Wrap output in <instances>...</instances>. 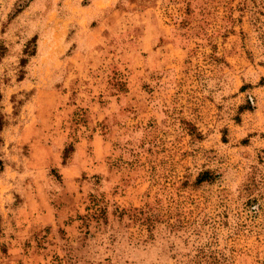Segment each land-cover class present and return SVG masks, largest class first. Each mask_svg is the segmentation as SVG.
<instances>
[{
    "label": "rangeland",
    "instance_id": "1",
    "mask_svg": "<svg viewBox=\"0 0 264 264\" xmlns=\"http://www.w3.org/2000/svg\"><path fill=\"white\" fill-rule=\"evenodd\" d=\"M0 264H264V0H0Z\"/></svg>",
    "mask_w": 264,
    "mask_h": 264
},
{
    "label": "trees",
    "instance_id": "2",
    "mask_svg": "<svg viewBox=\"0 0 264 264\" xmlns=\"http://www.w3.org/2000/svg\"><path fill=\"white\" fill-rule=\"evenodd\" d=\"M1 100H2V93H1V90H0V103H1ZM5 126V120H4V116L0 110V132L3 130ZM0 228H1V215H0Z\"/></svg>",
    "mask_w": 264,
    "mask_h": 264
}]
</instances>
